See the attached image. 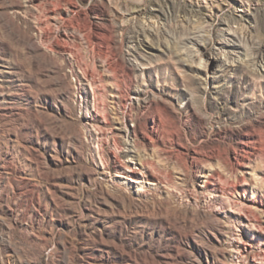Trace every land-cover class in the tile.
Masks as SVG:
<instances>
[{
	"label": "rangeland",
	"instance_id": "obj_1",
	"mask_svg": "<svg viewBox=\"0 0 264 264\" xmlns=\"http://www.w3.org/2000/svg\"><path fill=\"white\" fill-rule=\"evenodd\" d=\"M0 264H264V0H0Z\"/></svg>",
	"mask_w": 264,
	"mask_h": 264
},
{
	"label": "bare ground",
	"instance_id": "obj_2",
	"mask_svg": "<svg viewBox=\"0 0 264 264\" xmlns=\"http://www.w3.org/2000/svg\"><path fill=\"white\" fill-rule=\"evenodd\" d=\"M35 45V44H34Z\"/></svg>",
	"mask_w": 264,
	"mask_h": 264
}]
</instances>
